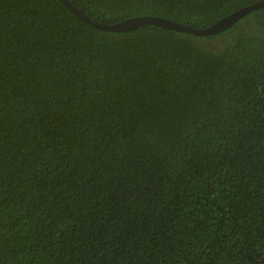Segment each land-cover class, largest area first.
Masks as SVG:
<instances>
[{"label":"trees","instance_id":"obj_1","mask_svg":"<svg viewBox=\"0 0 264 264\" xmlns=\"http://www.w3.org/2000/svg\"><path fill=\"white\" fill-rule=\"evenodd\" d=\"M0 264H264V6L0 0Z\"/></svg>","mask_w":264,"mask_h":264},{"label":"water","instance_id":"obj_2","mask_svg":"<svg viewBox=\"0 0 264 264\" xmlns=\"http://www.w3.org/2000/svg\"><path fill=\"white\" fill-rule=\"evenodd\" d=\"M58 1L62 3V5H64L69 11H71L74 15H76L83 22L95 28H98V29L111 30V31H127L137 26H140L142 24H152V25L161 26L163 28L171 29L174 31L191 33L194 35H209V34L219 32L225 29L226 27L230 26L231 24H233L236 20H238L243 15H245L247 12L264 6V0H260L255 3L249 4L247 6H244L234 12H231L230 14L225 15L224 17L218 19L217 21L213 22L212 24L206 27L196 28V27L183 25L182 23H178V22L166 19V18L159 17V16H153V15L133 16V17H129L124 20L118 21L116 23H112L109 25H102V24L95 23V21L93 20H90L80 10L72 6V4L68 2L67 0H58Z\"/></svg>","mask_w":264,"mask_h":264},{"label":"bare ground","instance_id":"obj_3","mask_svg":"<svg viewBox=\"0 0 264 264\" xmlns=\"http://www.w3.org/2000/svg\"><path fill=\"white\" fill-rule=\"evenodd\" d=\"M73 6V5H72ZM76 8V7H75ZM76 16V15H75ZM86 16V15H85ZM77 17V16H76ZM87 17V16H86ZM90 19V18H89ZM81 20V19H80ZM91 20V19H90ZM89 25V24H88ZM102 30V29H101Z\"/></svg>","mask_w":264,"mask_h":264}]
</instances>
